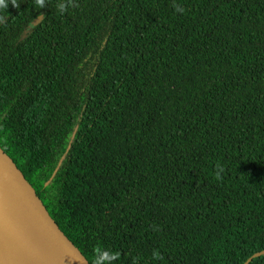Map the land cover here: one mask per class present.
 <instances>
[{"label":"trees","instance_id":"1","mask_svg":"<svg viewBox=\"0 0 264 264\" xmlns=\"http://www.w3.org/2000/svg\"><path fill=\"white\" fill-rule=\"evenodd\" d=\"M16 3L0 148L88 262L264 264V0Z\"/></svg>","mask_w":264,"mask_h":264},{"label":"water","instance_id":"2","mask_svg":"<svg viewBox=\"0 0 264 264\" xmlns=\"http://www.w3.org/2000/svg\"><path fill=\"white\" fill-rule=\"evenodd\" d=\"M25 228H35L66 264H90L0 148V264H28L22 235Z\"/></svg>","mask_w":264,"mask_h":264},{"label":"bare ground","instance_id":"3","mask_svg":"<svg viewBox=\"0 0 264 264\" xmlns=\"http://www.w3.org/2000/svg\"><path fill=\"white\" fill-rule=\"evenodd\" d=\"M22 235L28 264H66L35 228L23 229Z\"/></svg>","mask_w":264,"mask_h":264},{"label":"clouds","instance_id":"4","mask_svg":"<svg viewBox=\"0 0 264 264\" xmlns=\"http://www.w3.org/2000/svg\"><path fill=\"white\" fill-rule=\"evenodd\" d=\"M12 3V6L18 7L16 0H0V10H6L9 3ZM46 0H35V6L43 7ZM58 10L63 13L65 10V4L63 2L57 5ZM177 11H182V8L177 7ZM153 258L159 259V254L153 252ZM116 259L115 255L108 250L97 247L94 250V260L93 264H113V261Z\"/></svg>","mask_w":264,"mask_h":264}]
</instances>
